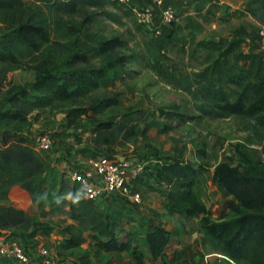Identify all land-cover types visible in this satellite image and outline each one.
I'll list each match as a JSON object with an SVG mask.
<instances>
[{"label": "rangeland", "instance_id": "obj_1", "mask_svg": "<svg viewBox=\"0 0 264 264\" xmlns=\"http://www.w3.org/2000/svg\"><path fill=\"white\" fill-rule=\"evenodd\" d=\"M134 1L139 8L148 6L142 0ZM223 1L225 4L220 3H228L240 11L238 19L232 21L227 18L229 15L221 13L192 37L186 34L188 23H183L176 0H164L175 11L176 19L171 23L162 21L165 4L153 1L155 15L147 22L149 26L126 13L115 0H77L72 3V8L61 10L46 6L50 21L49 41L40 43L37 48L21 46L15 63L0 61V148L13 146L17 133L33 137L50 132L63 155L57 160L67 159L68 163L78 154L84 157L106 154L121 160L138 158L148 165L141 173L142 177L137 178V186L144 195L141 205L119 197L101 204L111 219L117 221L120 238L127 232L132 234V247L143 253L146 264H217L222 257L204 243L201 218L168 213L165 188L145 176L151 172L150 167L160 164L159 159L174 157L199 165L200 174L193 192L206 204L212 221L233 217L238 205L223 187L214 184L216 166L226 162L244 170L245 157L263 161L260 144L247 129L249 120L235 115L208 116L200 108V99L187 90L186 74L199 70L205 58L203 50L192 56L197 42L211 40L214 33L221 39L222 35L239 29L242 22L257 27L258 36L264 37L261 34L264 27L249 16L257 10L264 24V7L260 1ZM202 11V8L196 9L197 14ZM21 19L19 11L0 9V37L11 32ZM218 21L219 31L212 28V23ZM108 40L116 47L103 52L101 47ZM244 46L246 51L251 50L248 45ZM112 65L116 68L110 69L108 76L100 80V86L90 93L74 91L70 99L42 108L33 107L25 96L26 93L33 94L35 81L48 73L63 76L74 70ZM112 97L119 100L120 107L86 119L85 124L90 127L102 121L120 124L133 119L139 136L135 142L119 141L111 148L97 147L92 143L91 133L74 125L68 112L76 107H92ZM171 109L182 113L184 119L164 117L163 112ZM36 152L45 159L46 169L33 179V194L23 190L16 196L17 202L13 203L25 211V217L19 223L0 225V238L16 239L33 250L46 246L56 264L68 258L86 264H108L107 254L96 253L89 226L83 229L87 250L60 248L63 228L71 218L70 206L81 195L62 170L50 167L47 151ZM154 225H161L171 232L164 257L155 258L147 244V233ZM125 251L128 264H137L131 250ZM1 260L20 264L7 258Z\"/></svg>", "mask_w": 264, "mask_h": 264}, {"label": "trees", "instance_id": "obj_2", "mask_svg": "<svg viewBox=\"0 0 264 264\" xmlns=\"http://www.w3.org/2000/svg\"><path fill=\"white\" fill-rule=\"evenodd\" d=\"M74 1L77 0H0V9L16 10L22 15L20 23L0 37V61L15 63L21 46L37 48L40 43L49 41L50 21L45 7L70 9ZM115 1L130 14V7L119 0ZM256 1H260L264 7V0ZM250 15L263 22L257 10ZM245 42L240 36L230 40L221 38L197 42L192 56L203 50L204 62L199 70L186 74L189 80L187 90L200 99L204 114L214 118L235 115L249 120L247 129L261 146L263 161L245 157L244 170L226 162L215 168L213 182L223 187L238 202L236 214L223 221L210 220L206 204L193 192L195 180L200 174L197 163L174 157L159 159L160 164L150 167L151 172L145 173L160 188H165L166 209L170 215L201 218L204 243L224 256L219 258L217 264H264V53L246 51ZM112 43L111 40L105 42L101 47L103 52L114 49L116 46ZM112 68L116 67L74 70L63 76L48 73L35 81L34 93H26L25 96L33 107H47L59 100L70 99L74 91L87 94L96 90L100 80L107 77ZM115 107H120L119 100L115 97L106 98L92 107L73 108L68 116L78 128L91 133L92 143L97 147L111 148L119 141H137L139 130L133 119L120 124L108 121L98 122L91 127L85 124L86 119L91 120L97 114ZM163 115L169 120L184 119V115L174 109L163 112ZM14 139L13 146L0 148L2 226L19 223L25 217L23 209L8 202L11 189L18 185L33 194V179L46 169L45 159L28 144L32 137L17 133ZM57 151L55 139L54 148L47 152ZM101 204L81 197L70 206L71 218L84 217L87 220L91 238L99 249L110 252L131 250L137 264H146L143 253L132 247V234L127 232L124 238H120L117 221L111 219ZM63 232L60 243L62 250H73L82 245V227L69 223ZM170 240V230L161 225H154L147 233V244L155 258L165 256ZM59 264L86 262L63 260Z\"/></svg>", "mask_w": 264, "mask_h": 264}, {"label": "built area", "instance_id": "obj_3", "mask_svg": "<svg viewBox=\"0 0 264 264\" xmlns=\"http://www.w3.org/2000/svg\"><path fill=\"white\" fill-rule=\"evenodd\" d=\"M130 7V14L134 15L140 23L151 22L155 15L152 6L139 8L134 0H119ZM159 4H165L164 0H158ZM176 19L175 11L171 5L165 4L162 11V21L171 23ZM148 25V24H147ZM149 26V25H148ZM159 33V31H157ZM264 35V31H261ZM55 138L50 132L39 133L33 136L31 147L39 151H52ZM86 165L97 174L96 178L90 177L85 168L77 164H69L64 169L65 176L79 191L81 197L102 202L121 198L133 204L141 205L144 195L137 186V178L145 168V164L138 158L121 160L117 157L96 155L87 159ZM0 254L20 264H56L51 250L46 246H39L33 250L25 247L16 239L0 238Z\"/></svg>", "mask_w": 264, "mask_h": 264}, {"label": "crops", "instance_id": "obj_4", "mask_svg": "<svg viewBox=\"0 0 264 264\" xmlns=\"http://www.w3.org/2000/svg\"><path fill=\"white\" fill-rule=\"evenodd\" d=\"M153 1H155V0H142L143 4L146 5L148 3L147 5L151 4V6L153 8H155L156 4ZM176 2H178V6L181 10L180 12L182 14L183 23L184 22L188 23L186 26V31H187L186 34L189 37L191 35H195L196 34L195 32H201L200 30L201 29L203 30L207 26L206 25L207 23L211 22L213 19H216L217 16L221 13H224V16L229 15L227 18L232 19V21L236 20V18L238 19V14L240 13V11L238 9H236L234 6L229 5L228 3H226V5H224L225 2L223 0H176ZM220 2H224V4H221ZM200 8H202L203 11L201 13L197 14L196 9L199 10ZM249 16L254 22H256L257 24H260V25H262V27H264V24H262L254 16H252V15H249ZM221 22L222 21H220V23ZM218 25H219V21H218V23L217 22L212 23V28L217 29ZM238 28L239 29H236V31L233 33L228 32L227 34L222 35V36H224L223 38L230 40V39L238 37V36L243 37L246 40L244 45H248L249 50L251 49V50L256 51V52L264 53V37L258 36L257 30H256L257 27H252L251 25L246 24L245 22H242ZM217 30L219 31V29H217ZM214 34H215V36H213L212 39L219 40L220 37L218 35H216V33H214ZM47 154L49 155L50 160H51V163H50L51 168H55V166H56L57 169H60L63 171L64 169L69 167V164L74 163V164L80 165L82 167H86L85 168L86 173L90 177H92V178L97 177V174L95 173V171L93 169H91V167L86 165L87 159L89 157H84L82 154H78L74 158H70V161L67 163V159L66 160H62V159L57 160V158H59L60 156H63L61 151L48 152ZM75 189L77 190L78 195H80L78 189L76 187H75ZM23 190H25V189L21 188L18 185L14 186L9 193L8 202L10 204L15 205V203H13V202H17L15 199L16 196ZM80 198L81 197H79V199ZM112 201L113 200H104V201H102V203L103 204L104 203H110ZM18 203H20V206H21V201ZM102 209L104 210L103 207H102ZM69 223H75V224L79 225L80 227H82L83 229L88 228V226H89L87 220L84 217H81V218H78L75 220L70 218ZM80 247L82 248V250H87L88 245H85L84 242H82V245ZM94 248L96 250V253L103 252V253L107 254L106 256H108V262H109L108 264H128V262H129V260L127 259L128 256L126 255L125 250L111 251L110 252V251H105V250L101 251L96 246ZM1 259H5V257H3L0 254V264H12L11 262H2ZM69 259L70 258H68V260ZM12 262H14V261H12ZM93 263L94 262H92V264Z\"/></svg>", "mask_w": 264, "mask_h": 264}, {"label": "water", "instance_id": "obj_5", "mask_svg": "<svg viewBox=\"0 0 264 264\" xmlns=\"http://www.w3.org/2000/svg\"><path fill=\"white\" fill-rule=\"evenodd\" d=\"M222 256V255H221ZM222 257H224V256H222Z\"/></svg>", "mask_w": 264, "mask_h": 264}]
</instances>
